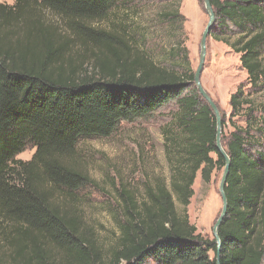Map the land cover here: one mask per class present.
<instances>
[{
	"label": "trees",
	"instance_id": "trees-1",
	"mask_svg": "<svg viewBox=\"0 0 264 264\" xmlns=\"http://www.w3.org/2000/svg\"><path fill=\"white\" fill-rule=\"evenodd\" d=\"M118 1L0 2V264H264V110L260 121L250 116L249 126L221 136L230 161L218 250L178 213L173 197L187 206L197 171L207 182L225 166L213 110L188 88V67L160 66L124 33L93 27ZM210 4L209 34L239 54L255 87L264 80V0ZM87 53L91 72L83 66ZM170 101L183 139L164 134L180 153L169 181L147 186L141 198L118 190V237L103 253L78 206L77 191L92 182L76 160L77 144L108 137L122 121ZM244 102L232 96L233 108ZM26 146L35 148L32 158L15 159Z\"/></svg>",
	"mask_w": 264,
	"mask_h": 264
},
{
	"label": "rangeland",
	"instance_id": "rangeland-1",
	"mask_svg": "<svg viewBox=\"0 0 264 264\" xmlns=\"http://www.w3.org/2000/svg\"><path fill=\"white\" fill-rule=\"evenodd\" d=\"M0 2L12 4L13 0ZM207 21L204 0H120L93 27L124 33L133 45L160 66L179 72L188 67L195 72L201 35ZM239 36L231 35L229 40ZM258 51L264 66V46ZM85 65L91 72L93 61L89 53L83 61ZM200 82L218 108L220 138L227 139L236 126H249L251 118L255 123L258 119L260 121L264 110V80L255 87L251 86L246 71L240 65L239 54L210 34L206 38ZM188 84V88H195L199 99L205 101L194 80ZM232 96L244 98L245 102L233 108ZM176 110L177 104L170 101L145 118L122 121L108 137L78 142L76 160L92 182V185H85L77 191L80 196L78 206L103 253L116 243L118 237L114 218H118V190L129 189L141 198L147 186L160 180L169 181L172 164L180 153L175 149L176 140H167L164 134L168 132V136H175L180 144L183 139L172 120ZM258 125L264 129V122ZM262 136L264 138V133ZM263 138L261 143L264 147ZM171 148L176 152L170 154L172 160L169 161ZM34 150V147L26 146L15 159L28 161ZM221 176L222 169H214L206 182L201 178L200 170L197 171L192 185L193 195L187 206L181 205L173 195L178 213L185 214L189 223L208 240L214 239L212 230L222 207L218 190ZM212 254L210 251L209 255ZM145 264L155 263L149 259Z\"/></svg>",
	"mask_w": 264,
	"mask_h": 264
},
{
	"label": "water",
	"instance_id": "water-1",
	"mask_svg": "<svg viewBox=\"0 0 264 264\" xmlns=\"http://www.w3.org/2000/svg\"><path fill=\"white\" fill-rule=\"evenodd\" d=\"M204 8H205V12L208 15V21H207V24H206V26L202 32V35H201L199 63H198V66L194 72V83H195L199 93L203 96V98L207 101V103L209 104V106L213 110V113H214L215 119H216V148L225 159V166L222 170V176H221V180H220L219 186H218L219 195H220L221 202H222V207H221L220 214L217 217V219L214 223V226H213V230H212V234H213V237L215 239V243L217 244V249L219 250L220 239L218 236V229H219L221 221H222V219L226 213V197H225V193H224V186H225V181H226V176L228 173L230 160H229V157L227 156V154H226V152L222 146V143H221V138H220L221 121H220V114H219L218 108L212 102L211 98L202 89L201 82H200V74L202 71L204 54H205L206 38L209 35V33L212 29V26L215 22V16H214L213 8L210 4V0H204ZM217 260H218V252H217Z\"/></svg>",
	"mask_w": 264,
	"mask_h": 264
}]
</instances>
